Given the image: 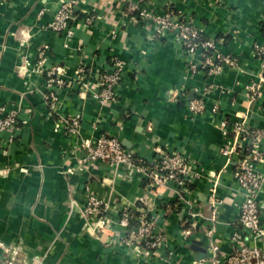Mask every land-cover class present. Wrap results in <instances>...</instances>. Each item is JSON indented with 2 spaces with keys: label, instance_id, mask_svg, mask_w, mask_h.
<instances>
[{
  "label": "crops",
  "instance_id": "0c3cea01",
  "mask_svg": "<svg viewBox=\"0 0 264 264\" xmlns=\"http://www.w3.org/2000/svg\"><path fill=\"white\" fill-rule=\"evenodd\" d=\"M65 1L0 0V109L18 111L20 122L15 133L0 134V264H208L212 248L234 253L242 245L233 240L243 200L234 177L240 154L222 150L241 141L236 124L264 131V97L247 88L263 75L254 45L264 39V0L144 3L158 15L171 8L174 22L182 16L215 40L237 63L219 74L203 67L200 52H185L179 28L155 37L130 14L129 4L141 0H80L69 38L48 28ZM115 60L124 65L117 102L82 94L79 67L86 65L90 89L99 91ZM56 67L64 85L53 86L59 104L52 110L45 95ZM194 101L204 104L201 112H192ZM74 113L82 118L71 135L62 120ZM102 135L148 161L159 151L180 154L198 176L182 196L173 185L152 191L141 174L86 161L82 142ZM248 138L240 144L252 149ZM257 167L264 173V162ZM89 192L104 201L111 222L83 214ZM139 208L151 210L164 237L156 252L132 237L135 221L119 225L126 209ZM259 208L264 220V191Z\"/></svg>",
  "mask_w": 264,
  "mask_h": 264
},
{
  "label": "built area",
  "instance_id": "2783aa9c",
  "mask_svg": "<svg viewBox=\"0 0 264 264\" xmlns=\"http://www.w3.org/2000/svg\"><path fill=\"white\" fill-rule=\"evenodd\" d=\"M147 0L140 3H130L128 11L130 14H137L150 27L154 28L155 37L164 35L170 28H179V39L187 54L200 52L205 57L204 68L209 69L210 74H219L224 66L234 67L236 61L230 57L221 55L217 50L215 40L207 38L205 34L197 29L191 20L178 16L176 22L173 20L174 13L169 8L165 14H155L146 6ZM220 0H216L219 2ZM80 0H66L58 8L53 21L49 24V30L55 33H65L69 38L72 36L71 19L74 16L75 8ZM178 15V14H177ZM264 27V19H263ZM255 54L262 62L263 75L258 83L248 85V93L252 98L261 99L264 97V39L260 43H255ZM43 54V52H41ZM86 65L78 69V82L81 83V93L90 95L100 104H114L117 102V87L123 79L124 65L115 60L112 68L104 72L97 82L99 91L90 89L87 80ZM62 68L56 67L49 72L46 89L49 91L45 99L49 102L52 110L59 104V96L54 89V84L64 85L62 80ZM204 104L201 101H194L191 110L199 113L203 110ZM1 113H7L0 117V134L15 133L19 128L18 111L6 112L5 108L0 109ZM81 114L74 113L63 118V128L67 134H75L81 125ZM222 128L227 129V122H222ZM226 133V132H225ZM238 138L244 140L248 136L252 142V149L243 148L240 144L233 142L222 150V154L231 157L240 154V159L235 163L234 177L237 180L242 192L243 200L240 205L238 217L239 230L233 235L235 245L241 243L236 251L227 256H218L216 248H212L208 264H264V220L260 213V195L264 191V173L258 170L257 165L264 162V152L260 149V144L264 138L263 130L249 131L245 126L236 124ZM242 147V148H241ZM81 148L85 152L86 161L89 163H108L117 168H124V171L132 174H141L143 180L148 181L151 190L155 191L169 188L170 185L177 187L176 194L188 190L192 180L198 176V171L188 158L177 154L159 151L151 160H145L132 150L126 149L118 137L100 136L95 140L86 139L82 142ZM181 194V195H180ZM105 203L94 193L89 192L84 202L83 214L97 220L101 224L111 222L109 217L105 218ZM191 215L196 216V213ZM136 225L132 228V237L143 244L147 251L156 252L164 243L162 233L156 230L157 220L151 210L126 209L119 219V225L127 228L131 222ZM3 264H14L12 261Z\"/></svg>",
  "mask_w": 264,
  "mask_h": 264
}]
</instances>
